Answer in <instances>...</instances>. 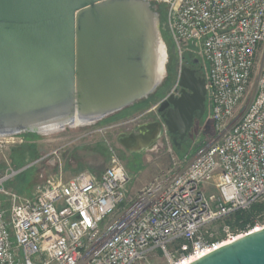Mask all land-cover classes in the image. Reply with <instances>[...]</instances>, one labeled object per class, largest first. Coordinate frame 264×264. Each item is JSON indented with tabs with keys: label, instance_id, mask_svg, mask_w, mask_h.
Here are the masks:
<instances>
[{
	"label": "built area",
	"instance_id": "built-area-1",
	"mask_svg": "<svg viewBox=\"0 0 264 264\" xmlns=\"http://www.w3.org/2000/svg\"><path fill=\"white\" fill-rule=\"evenodd\" d=\"M155 1L179 59L172 94L182 67L197 60L213 134L188 158L162 123L170 166L134 194L116 156L98 173L56 176L28 195L6 186L21 171L6 169L0 264H183L264 228V0ZM159 103L104 129L161 121Z\"/></svg>",
	"mask_w": 264,
	"mask_h": 264
},
{
	"label": "water",
	"instance_id": "water-1",
	"mask_svg": "<svg viewBox=\"0 0 264 264\" xmlns=\"http://www.w3.org/2000/svg\"><path fill=\"white\" fill-rule=\"evenodd\" d=\"M165 59L148 0H0V136L114 116L157 90ZM178 85L159 103L161 121L118 132L129 153L157 149L162 123L176 149L187 141L206 112L205 79L184 66ZM188 264H264V228Z\"/></svg>",
	"mask_w": 264,
	"mask_h": 264
},
{
	"label": "rangeland",
	"instance_id": "rangeland-1",
	"mask_svg": "<svg viewBox=\"0 0 264 264\" xmlns=\"http://www.w3.org/2000/svg\"><path fill=\"white\" fill-rule=\"evenodd\" d=\"M148 1L159 13L160 30L165 47V75L161 85L146 100L138 102L123 113L99 122L66 126L35 136L30 135L35 133L15 135V143L0 147V174L8 168L21 170L13 180L6 183V186L22 195H28L37 186L47 183L56 176L67 179L82 170L98 173L108 166L111 157L116 156L133 177L128 188L130 193L134 194L140 187L170 166L169 150L162 138L159 139L157 149L131 154L117 142L116 135L120 131L133 130L135 125L127 124L119 129H104L113 122L128 120L144 112L160 102L166 95L174 93L177 88L179 59L168 37L165 8L158 1ZM168 67L170 68L169 74ZM156 115L154 111H151L145 115L144 119H153ZM212 134L213 127L208 119V104L206 103L205 115L195 123L190 138L182 144L178 153L188 154V158H191L202 147L206 138ZM8 139V136H0V141ZM20 139L21 143H19ZM174 150L176 151L175 147ZM148 262L152 264L154 261L149 260ZM135 264L149 263L141 261Z\"/></svg>",
	"mask_w": 264,
	"mask_h": 264
},
{
	"label": "trees",
	"instance_id": "trees-1",
	"mask_svg": "<svg viewBox=\"0 0 264 264\" xmlns=\"http://www.w3.org/2000/svg\"><path fill=\"white\" fill-rule=\"evenodd\" d=\"M167 71H168V74H169V73H170V68H169V67L167 68ZM153 94H154V93H153ZM153 94H152V95H153ZM152 95H151V96H152ZM149 97H150V96H149ZM149 97H148V98H149ZM145 100H146V99H145ZM28 135H29V134H28ZM30 135H31V136H35L36 134H30ZM181 147H182V145H181ZM175 149H176V148H175ZM176 151H177V153H178L179 150L176 149ZM178 154H180V153H178ZM180 155H183V154H180ZM250 215H251V214H248V213H247V214H245V213H237L236 216H237V217L244 218L246 221H248V220H250Z\"/></svg>",
	"mask_w": 264,
	"mask_h": 264
},
{
	"label": "flooded vegetation",
	"instance_id": "flooded-vegetation-1",
	"mask_svg": "<svg viewBox=\"0 0 264 264\" xmlns=\"http://www.w3.org/2000/svg\"><path fill=\"white\" fill-rule=\"evenodd\" d=\"M193 70H195V73L197 74V75H200V71L198 70V68H197V60H196V62L194 63L193 61L191 62V64L189 65ZM160 115V114H159ZM197 121H195L194 122V125H195V123H196ZM194 125H193V127H194ZM192 127V128H193ZM131 131H135V128L133 129V130H131ZM191 131H192V129H191ZM191 134V133H190ZM190 138V136L188 137V139ZM188 139H187V141H188ZM186 141V142H187ZM185 142V143H186ZM185 143H183V144H185ZM158 144H159V142H158Z\"/></svg>",
	"mask_w": 264,
	"mask_h": 264
},
{
	"label": "bare ground",
	"instance_id": "bare-ground-1",
	"mask_svg": "<svg viewBox=\"0 0 264 264\" xmlns=\"http://www.w3.org/2000/svg\"><path fill=\"white\" fill-rule=\"evenodd\" d=\"M160 64H161V66H162V64H163V57H162V60H160ZM160 66V67H161ZM191 261L189 260V261H187V262H184L183 264H188V263H190Z\"/></svg>",
	"mask_w": 264,
	"mask_h": 264
},
{
	"label": "crops",
	"instance_id": "crops-1",
	"mask_svg": "<svg viewBox=\"0 0 264 264\" xmlns=\"http://www.w3.org/2000/svg\"><path fill=\"white\" fill-rule=\"evenodd\" d=\"M136 104H137V103H136ZM134 106H135V104H134L133 106L127 108V109H130V108H132V107H134ZM127 109H125V110H127ZM125 110L121 111L120 113H123ZM120 113H118V114H120ZM116 115H117V114H116Z\"/></svg>",
	"mask_w": 264,
	"mask_h": 264
}]
</instances>
